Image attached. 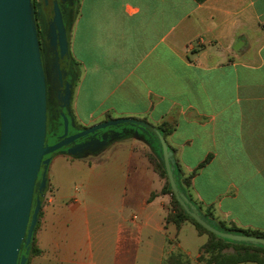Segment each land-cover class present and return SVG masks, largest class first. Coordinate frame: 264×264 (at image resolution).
I'll return each instance as SVG.
<instances>
[{
    "label": "crops",
    "instance_id": "0c3cea01",
    "mask_svg": "<svg viewBox=\"0 0 264 264\" xmlns=\"http://www.w3.org/2000/svg\"><path fill=\"white\" fill-rule=\"evenodd\" d=\"M70 49L79 126H174L165 138L175 172L196 173L198 209L264 231V0H77ZM126 132L97 154L52 161L29 264H168L173 253L171 264H206L208 237L166 221L156 141Z\"/></svg>",
    "mask_w": 264,
    "mask_h": 264
},
{
    "label": "water",
    "instance_id": "95a60500",
    "mask_svg": "<svg viewBox=\"0 0 264 264\" xmlns=\"http://www.w3.org/2000/svg\"><path fill=\"white\" fill-rule=\"evenodd\" d=\"M47 7L46 49L58 61L70 58V30L57 0ZM44 28L43 23L41 22ZM59 68V64L57 65ZM49 66L44 63L34 0H0V264H28L34 234L49 189V168L60 156L93 155L115 141L113 128L126 127L159 142L172 192L191 218L219 238L264 247V238L216 229L180 190L174 153L163 132L145 120L119 118L95 124L68 136L72 117L73 85L61 91L60 116L64 134L49 144ZM122 131L123 136L127 133ZM117 135H119L117 133ZM88 139L78 143L81 138ZM122 138V137H120ZM63 148H68L65 152Z\"/></svg>",
    "mask_w": 264,
    "mask_h": 264
},
{
    "label": "trees",
    "instance_id": "16d2710c",
    "mask_svg": "<svg viewBox=\"0 0 264 264\" xmlns=\"http://www.w3.org/2000/svg\"><path fill=\"white\" fill-rule=\"evenodd\" d=\"M197 1L203 2L204 0H197ZM71 58L73 61V65L76 67L77 80H79V76H80L79 63H77L73 57ZM49 125H50L49 134L51 133V136H49L48 139H49L50 144H53L54 142H56L57 135L62 134L64 132V129L62 127L61 131L59 132L58 130L59 125L52 118H51V122ZM160 129L163 132V135L166 137L174 131V126H171L165 123L161 126ZM150 138L156 141L157 159H154V165H155L156 171L158 172L160 177L166 181L165 187L163 189V194L171 196V211L169 212L166 218V221L168 223H174L178 229H180L181 226L185 223H191L192 225L195 226L199 235L201 236L206 235L208 237V241L201 248L202 256L200 257L199 260L201 262H205L206 264H243V263L264 264V247L253 246V245L244 244V243L241 244V243H236L230 240L219 238L213 233L207 231L197 222H195L191 218V216L188 215L184 211V209L181 207L179 202L176 200L172 192L170 183L168 181L167 172L165 169V164H164L162 152L160 150L161 147L159 145V142L153 135H151ZM195 174L196 173L194 172L189 177H187V176H184L182 173H180L179 170L178 172H175L176 181H177V184L180 190L192 202H193V199L190 194V188L192 184V179ZM202 214L206 218V220L209 221V223H211L216 229L222 232H229V233H236V234H241V235L250 236V237L264 238V231L242 229L235 225L226 224L225 222L218 221L210 211L205 212V213L202 212ZM38 228H39V222H38L35 234H34L31 250L29 253V261L31 257L36 256L40 252L36 246V239H35V235H36ZM231 247L234 248V253L224 252L225 250ZM179 256L180 254L171 255L167 259V263L171 264L172 261ZM29 261H28V264H29Z\"/></svg>",
    "mask_w": 264,
    "mask_h": 264
},
{
    "label": "flooded vegetation",
    "instance_id": "af4514ba",
    "mask_svg": "<svg viewBox=\"0 0 264 264\" xmlns=\"http://www.w3.org/2000/svg\"><path fill=\"white\" fill-rule=\"evenodd\" d=\"M35 6H36V12H37V21H38V31H39V38L42 46V50L44 53V63H48L49 66V81H48V87L50 88L49 94H48V126H50L51 118L54 119V121L59 125L58 130L61 131L62 127L64 129L63 120L61 118V112L59 109V106L63 104L61 101H59L60 93L61 91L64 92V90L67 88L69 84H72L74 86L76 80H77V71L76 67L73 65L72 58H65L62 61H58L56 57L53 54L52 50L46 49L48 46L47 40H46V28H47V7L45 0H34ZM54 0H49L50 5L52 6V2ZM60 4V7L62 9V12L64 14V20L68 26V29L71 28V22L73 20V17L75 15V7L77 0H57ZM41 22L44 25V28L41 25ZM59 64V68H57V65ZM62 120V121H61ZM63 125V126H62ZM86 127L79 126L78 124H74V127L70 124L69 126V134L68 136H73L75 134L82 133L84 130H86ZM114 132L112 133V138L114 141L119 139L123 136L122 131L127 130L131 131L132 129L126 127H117L113 128ZM126 132V131H125ZM117 133L119 135H117ZM127 133V132H126ZM64 134H58L56 137V142L50 145H54L59 141V138ZM51 136V133L48 135V137ZM88 139V136L81 138L78 143H82ZM68 148H63V151L65 152ZM90 154H92L90 151H83L81 154H78L77 157H87ZM95 154V153H94ZM67 156V155H66Z\"/></svg>",
    "mask_w": 264,
    "mask_h": 264
},
{
    "label": "rangeland",
    "instance_id": "374dc122",
    "mask_svg": "<svg viewBox=\"0 0 264 264\" xmlns=\"http://www.w3.org/2000/svg\"><path fill=\"white\" fill-rule=\"evenodd\" d=\"M81 25H83V19H82V21H81ZM79 38H80V42L81 43H83V33H80V35H79ZM82 48V50H83V46L81 47ZM73 53L75 54V52L73 51H71V49H70V55H71V57H73ZM76 54H79V58L80 57H82L83 56V54H82V52H76ZM74 58V57H73ZM80 68V67H79ZM78 81V80H77ZM77 82H75V84H76ZM75 84H74V86H75ZM74 86H73V88H74ZM71 110H72V108H71ZM72 112V111H71ZM76 122V121H75ZM77 124V123H76ZM63 156H66V155H63ZM192 230V229H191ZM192 232V231H191ZM195 238H197V237H195ZM190 241V240H189ZM227 252V251H226ZM180 253H173L172 255H179ZM173 262V261H172Z\"/></svg>",
    "mask_w": 264,
    "mask_h": 264
}]
</instances>
